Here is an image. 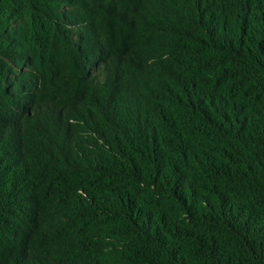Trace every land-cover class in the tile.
I'll use <instances>...</instances> for the list:
<instances>
[{
	"label": "trees",
	"instance_id": "1",
	"mask_svg": "<svg viewBox=\"0 0 264 264\" xmlns=\"http://www.w3.org/2000/svg\"><path fill=\"white\" fill-rule=\"evenodd\" d=\"M0 264H264V0H0Z\"/></svg>",
	"mask_w": 264,
	"mask_h": 264
}]
</instances>
